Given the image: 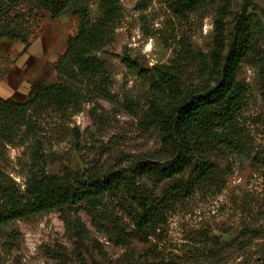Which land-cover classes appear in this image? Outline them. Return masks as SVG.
Returning <instances> with one entry per match:
<instances>
[{
  "label": "rangeland",
  "instance_id": "obj_1",
  "mask_svg": "<svg viewBox=\"0 0 264 264\" xmlns=\"http://www.w3.org/2000/svg\"><path fill=\"white\" fill-rule=\"evenodd\" d=\"M119 1L112 39L96 53L107 76L84 83L77 107L45 112L33 130L22 127L11 143L0 136V204L5 186L23 190L33 175L130 174L138 160L169 161L172 150L145 120L154 89L127 60L150 69L179 59L183 87L202 91L218 81L204 68L211 64L218 28L227 48L242 20L252 49L237 75L245 86L236 121L240 147L223 148L219 132L207 154L214 171L202 179L193 166L168 179L136 176L149 198H173L156 231L140 232L129 215L137 206L120 191L97 208L102 227L84 203L66 214L52 210L1 225L0 264H264V0H206L185 14L174 12L170 0ZM99 2L89 0L92 20L100 15ZM18 8L17 19L29 34L27 42H0V97L23 102L35 86L58 80L56 63L79 20L72 12L54 17L33 1ZM189 180L195 187L185 197L175 189Z\"/></svg>",
  "mask_w": 264,
  "mask_h": 264
},
{
  "label": "trees",
  "instance_id": "obj_2",
  "mask_svg": "<svg viewBox=\"0 0 264 264\" xmlns=\"http://www.w3.org/2000/svg\"><path fill=\"white\" fill-rule=\"evenodd\" d=\"M25 1H33L54 17L72 12L77 15L79 25L56 63L58 80L55 83L35 86L23 102L0 97V136L8 143L14 141L22 127L33 130L45 112H65L77 107L84 95V83L95 84L107 76L106 67L96 53L112 39L122 12L119 0H100L101 12L95 20L91 19L89 0H0V42L3 38L27 42L28 30L19 22L21 17L17 19L18 7ZM205 3L206 0L169 1L173 11L180 14ZM251 49L250 31L242 20L227 48L223 31L218 28L210 54L211 64L204 67L218 81L202 91L183 87L179 59L173 64H155L150 69L128 59V66L147 78L154 89L145 120L159 128L163 145L172 150L171 159L165 164L138 160L130 174L122 170H111L101 176L68 171L62 175L42 173L30 177L23 190L10 184L2 190L0 226L52 210L66 214L69 208L84 203L94 224L102 227L97 208L103 198L125 191L137 206L129 212L134 225L146 234L148 230L156 231L166 222L173 198H149L136 186L135 177L149 173L158 179H168L193 166L197 179L204 178L214 171L207 154L215 150L219 132L227 143H221L223 148L239 149L236 121L245 86L237 80V75L240 63ZM194 187L195 182L189 180L182 186L177 185L175 190L188 197Z\"/></svg>",
  "mask_w": 264,
  "mask_h": 264
}]
</instances>
